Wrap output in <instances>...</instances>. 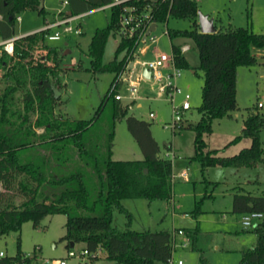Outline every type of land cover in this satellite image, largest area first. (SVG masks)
<instances>
[{
	"label": "trees",
	"instance_id": "1",
	"mask_svg": "<svg viewBox=\"0 0 264 264\" xmlns=\"http://www.w3.org/2000/svg\"><path fill=\"white\" fill-rule=\"evenodd\" d=\"M69 13L74 16L116 0H65ZM43 12L39 1L0 0V33L3 37L15 35L19 13L34 5ZM136 5L139 10H149L155 23L168 22L170 16L192 20V29H168L171 41L181 37L192 40L200 56L199 68L204 71L203 100L199 107L201 117L181 128L195 131V158L205 171L211 166H243L264 161L261 132L264 117L252 112L245 122L242 135L251 138V145L231 156L220 155V149H210L205 139L213 130V121L231 116L238 108V68L258 62L253 48H264V33L250 27L217 28L215 33H204L199 23L196 0H123L112 6V18L106 28L98 29L92 36L88 55L94 73H115L93 118L89 120L66 117L56 113L61 105L66 83L59 80L55 66L61 61L59 50L47 43L49 29L27 34L17 39V47L26 52L33 47L54 53L55 65L39 62L54 78L46 87V94L35 107L27 101L26 111L37 109V132L27 118H0V236L20 231L26 221L38 226L55 214L67 215L66 234L62 240L68 247L83 243L94 252L104 249L116 264H164L172 254L173 233L168 230H136L130 225L122 230L113 223V212L118 209L128 215L123 200L147 198L171 200L173 190V162L160 156V145L153 136L151 122L129 114L132 103L116 99V85L131 60L136 58L140 41L138 36L121 38L114 59L103 63L106 45L112 31L119 32L120 18L126 6ZM34 8V7H31ZM184 45V44H183ZM181 44L172 43V53L179 69L190 63L182 52ZM55 48V47H54ZM8 54L0 56V68L8 63ZM42 59V58H41ZM42 82L48 77L40 73ZM16 87L7 88L3 98L12 103ZM126 118L127 126L142 153V159H114L113 139L116 122ZM234 213H264V193L246 191L234 195ZM85 211H89L86 214ZM199 208L195 210V214ZM195 249L201 248V231L198 227L183 228ZM256 243L243 248L239 264H264V217L253 228ZM72 242L74 245L72 246ZM0 264H37L34 257L19 252L15 256L0 257Z\"/></svg>",
	"mask_w": 264,
	"mask_h": 264
},
{
	"label": "rangeland",
	"instance_id": "2",
	"mask_svg": "<svg viewBox=\"0 0 264 264\" xmlns=\"http://www.w3.org/2000/svg\"><path fill=\"white\" fill-rule=\"evenodd\" d=\"M196 1L199 13L209 18L216 17L218 28L245 26L255 32L264 33V0ZM41 2L42 13L31 8L36 7L35 3L19 13L15 24L16 36L40 31L50 23L67 18V1ZM112 12L109 5L94 8L49 29L47 34L56 31L61 33L59 40H47V43L52 47L50 49L59 50L57 56L61 61L55 68L59 73V80L67 84L56 113L89 120L99 108L115 73L92 72L88 51L93 34L109 25ZM193 27L192 20L188 18L170 16L168 22H159L141 45L146 47V51L141 52L139 49L136 58L130 61L117 84L115 93L122 96L120 100L124 104L132 103L129 114L151 122L153 136L160 145V156L172 160L173 190L171 200L124 199L123 203L130 215L116 209L113 212V223L122 230L130 225L136 230H168L172 233L178 228L198 227L201 231L198 242L201 248L195 249L190 244L186 248L178 249L177 255L184 259L185 264H239L243 258L242 249L255 244L257 236L253 232L254 227L243 224L244 214L233 212V199L240 191L264 193V161L239 167L211 166L203 171L200 161L195 158V131L181 126L173 127L174 108L182 105L186 94L190 95L191 108L183 112L180 125L196 122L201 117L199 107L203 100L204 71L199 68V51L192 40L178 37L171 41L167 34L168 29ZM78 29L80 32H77ZM120 39L119 32H111L103 63L114 59ZM172 43L191 46L185 52L190 67L181 69V75L174 80L182 92L177 93L174 98L167 92L160 91L152 79L144 76L145 67L142 62L156 58L163 52L172 55ZM253 52L257 55L258 62L238 68V108L231 112V116L214 119L212 132L205 135L208 147L220 149L219 154L223 156L234 155L251 145V138L245 136L233 141L242 135L245 122L252 112H259L264 117V48L254 47ZM54 56L48 49L33 47L24 52L20 46L14 55L9 56L7 65L0 68V118H27L37 132L44 130V127L37 125V109L27 112L26 103L32 101L36 107L45 96L47 85L54 81L47 68L38 66L43 61L54 67ZM170 70L172 66L167 65L165 71ZM41 72L48 77V81L42 82ZM12 86L16 87V91L13 102L9 103L3 95ZM134 86L136 91H133ZM152 111L154 117L150 116ZM261 139L264 149V126ZM112 157L123 160L143 158L125 117L115 125ZM184 171L186 175H183ZM197 208L199 212L195 214ZM67 219L65 214H55L45 217L38 226L32 221H26L20 231L0 236V252L7 256L22 252L34 257L37 264H48L47 261L53 258H67L68 264H116L115 260L107 257L102 248L93 257L94 252L82 254L85 250L83 243L68 247V241L62 240L67 232ZM181 238L179 236L178 240L181 241ZM70 250L77 255L69 257Z\"/></svg>",
	"mask_w": 264,
	"mask_h": 264
},
{
	"label": "built area",
	"instance_id": "3",
	"mask_svg": "<svg viewBox=\"0 0 264 264\" xmlns=\"http://www.w3.org/2000/svg\"><path fill=\"white\" fill-rule=\"evenodd\" d=\"M123 0H116L113 3L109 4L110 7L114 5H119L122 3ZM79 15L74 16H68L66 19H63L58 22L50 23L46 28L44 29H51L53 27L59 26L63 23H66L74 18H77ZM1 17V16H0ZM155 23L153 21V16L150 13L149 10H139V8L136 5H130L126 6L123 9V14L120 18V24L121 28L119 30L120 38H128L133 36H138L140 41V46L138 48V51L140 49L141 52L146 51V47H141L143 43L146 42L147 38L150 36V34L153 32L148 33L149 28L152 26V24ZM77 32H80V29L77 30ZM21 36H11V37H3L0 33V56L4 54H8V56L14 55L17 49L16 41ZM48 40H59L61 38V33L59 31H56L54 33L47 34ZM191 49V46L189 44H184L182 46V52H186ZM143 62V65L145 69L149 70L150 76L149 78L152 79L156 83V87L162 91L167 92L171 98H174V96L177 93H181L182 89L176 84L174 81L176 78H178L181 75V69H179L176 66L174 55H169L165 52L158 55L156 58L153 59H146ZM167 65L172 66V70L166 72L165 68ZM120 82V81H119ZM118 82V83H119ZM117 87V85H116ZM116 90V89H115ZM136 86L133 87V91H136ZM116 99H122V96L119 93H115ZM190 95L186 94L185 100L182 103L181 106L174 108L175 118L173 121V127L176 128L183 120V112L191 108V104L189 101ZM260 106H262V103H259ZM151 117H154L155 114L152 111L150 113ZM169 155V154H167ZM264 217V213L262 212H248L244 214L243 218V224L247 227H255L259 224V222ZM182 237L181 241L178 240V237ZM191 239L186 234L185 230L183 228H178L173 231V237H172V254L167 259V261L164 264H185V261L182 257L177 255L178 249L180 248H186L190 245ZM90 252L85 249L82 254H89ZM4 252H0V257L4 256ZM77 254L70 250L68 252L69 257H75ZM48 264H68L67 258H55L51 261L48 260Z\"/></svg>",
	"mask_w": 264,
	"mask_h": 264
},
{
	"label": "water",
	"instance_id": "4",
	"mask_svg": "<svg viewBox=\"0 0 264 264\" xmlns=\"http://www.w3.org/2000/svg\"><path fill=\"white\" fill-rule=\"evenodd\" d=\"M199 23H200L201 31L204 33H215L217 31L214 19L209 18L207 15H205L201 12L199 13ZM156 26H157V23H153L152 26L149 28L148 33L154 31L156 29ZM23 36H25V35H23ZM143 74L147 78H149V76H150V72L147 69L144 70ZM73 245H74V242H72V246Z\"/></svg>",
	"mask_w": 264,
	"mask_h": 264
},
{
	"label": "crops",
	"instance_id": "5",
	"mask_svg": "<svg viewBox=\"0 0 264 264\" xmlns=\"http://www.w3.org/2000/svg\"><path fill=\"white\" fill-rule=\"evenodd\" d=\"M40 3H41V5H42V7H43V4H42V2H41V0L39 1ZM33 9H36V8H33ZM38 10V9H37ZM69 14H70V12H68ZM213 19H214V22H215V26H216V28H218V26L216 25V21H217V19H216V17H212ZM33 33V32H32ZM29 34H31V33H29ZM132 106V105H131ZM168 154V153H167ZM183 175H186V171H184L183 172ZM53 259H55V258H53ZM48 262V261H47ZM40 264V263H39Z\"/></svg>",
	"mask_w": 264,
	"mask_h": 264
}]
</instances>
